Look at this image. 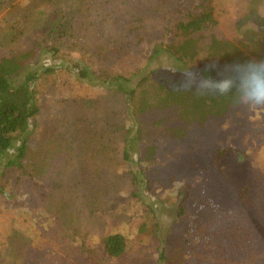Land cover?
<instances>
[{
	"label": "rangeland",
	"instance_id": "rangeland-1",
	"mask_svg": "<svg viewBox=\"0 0 264 264\" xmlns=\"http://www.w3.org/2000/svg\"><path fill=\"white\" fill-rule=\"evenodd\" d=\"M201 5L211 6L215 24L193 57L171 55L175 20ZM52 21L65 29L58 25L47 40L56 54L33 65L39 113L27 176L8 172L0 191V264H197L192 251L205 238L197 225L187 230L198 218L207 241L227 233L223 255L240 264L247 258H233L226 242L235 227L245 229L250 242L238 252L264 264V110L239 103L180 134L171 131L183 126L174 108L162 103L167 79L200 85L201 68L225 63L211 34L264 59V0H0V34L49 29ZM73 62L130 78V98L78 79ZM184 185L190 220L178 214ZM110 233L126 239L122 257L105 253Z\"/></svg>",
	"mask_w": 264,
	"mask_h": 264
},
{
	"label": "trees",
	"instance_id": "trees-1",
	"mask_svg": "<svg viewBox=\"0 0 264 264\" xmlns=\"http://www.w3.org/2000/svg\"><path fill=\"white\" fill-rule=\"evenodd\" d=\"M51 24L49 29L40 27L37 29L38 31L35 29L29 33L19 27L8 28L0 34V49L4 48L5 50L0 52V191H3L6 186L8 172L19 171V175L27 176L24 171V161L29 149V137L36 128V118L39 113L34 87L37 73L33 69V65L44 53L56 54L58 50L47 40L50 36L56 37L57 32H59L56 28L58 25L60 30L65 29L63 23L58 24L52 21ZM214 24L215 19L210 5H201L199 10L188 9L185 16L175 20L176 39L165 46L166 51L178 58L185 52H189V56L193 57L197 39L202 36L206 28ZM210 41L211 48L222 53L225 60L224 64L201 68L200 76L203 83L200 85L192 84L183 78L174 77L167 79L162 86L165 89L162 103L174 108L173 111L177 120L183 125L180 128H172L171 131L174 133L185 134V128L191 124L201 125L208 119H219L232 107L239 104L238 96L232 93L221 95L213 92L205 88L206 82L223 79L225 76H234L237 71L240 73L247 71V61L264 60L255 58V53L245 48L241 42L233 43L229 40L218 39L213 34L210 35ZM234 64H240L241 67L235 69ZM70 69L78 79L93 80L111 85L123 92L128 98L133 92L127 85L130 78L124 75L97 68L89 69L84 65L81 66L78 62H73ZM52 71L51 66L43 68L44 73H51ZM123 159H129L126 147L123 150ZM67 183L70 184L68 181ZM188 192L189 187L187 185L179 189L177 196L181 199L178 205V214L179 216L189 215L190 220L192 214L187 205L186 194ZM240 195L244 197L243 192ZM150 212L155 214L153 208H150ZM190 221L187 235L191 234V229L196 230L195 225H197L199 231L201 227V232L197 238H205L202 245L204 248L200 252L192 251V257L197 264H240L241 261L230 260L223 255L226 248L222 241L227 235L226 232L212 233L209 237L212 240L207 241L206 231L203 225L200 226V218L197 219V224L193 220ZM239 229L240 227H235L229 233L228 242L231 243V246L227 242L226 246L231 248L233 258L243 254L242 260L244 258L247 260L242 261V264H248V259L252 253L250 251L238 252L240 248L249 244L250 241L245 236L248 232L245 229L243 231ZM102 246L108 256L117 258L124 255L127 243L122 234L110 233L102 238ZM163 258L162 251L161 259Z\"/></svg>",
	"mask_w": 264,
	"mask_h": 264
},
{
	"label": "clouds",
	"instance_id": "clouds-1",
	"mask_svg": "<svg viewBox=\"0 0 264 264\" xmlns=\"http://www.w3.org/2000/svg\"><path fill=\"white\" fill-rule=\"evenodd\" d=\"M246 64L247 71L208 81L205 88L221 95L232 93L238 96L242 106L250 110H264V60H250ZM233 67L239 69L241 65L234 64Z\"/></svg>",
	"mask_w": 264,
	"mask_h": 264
}]
</instances>
